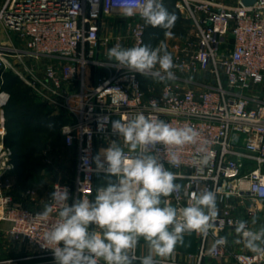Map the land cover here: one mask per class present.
Wrapping results in <instances>:
<instances>
[{"label": "built area", "instance_id": "obj_1", "mask_svg": "<svg viewBox=\"0 0 264 264\" xmlns=\"http://www.w3.org/2000/svg\"><path fill=\"white\" fill-rule=\"evenodd\" d=\"M182 1L194 37L181 47L173 45L171 79L156 67L146 75L152 83L144 85L143 75L108 59V50L121 46L122 40L104 31L103 19L113 14L133 17L127 22L128 35L140 46L147 27L138 14L141 0H3L0 25L14 31L23 46L0 45V69H10L66 115L60 132L64 145L76 149L75 175L52 182L46 207L52 205L56 185L68 189L69 204L93 200L103 187L96 181L107 175L98 167L102 149L115 142L125 159L139 153L113 131V122L126 123L142 113L199 133L195 143L151 149L181 185L167 201L179 210L194 202L193 192L212 191L218 210L206 232L190 231L198 237L196 251L185 254L190 261L172 251L154 258L155 264H264V251L249 248L247 237L236 231V222L242 220L245 231L260 232L253 220L264 202V0L250 5L237 0L232 6L215 0ZM126 8L135 14L126 15ZM40 58L47 62L39 70ZM8 97L0 88V221L8 223L9 240L23 241L34 251L0 258V264L53 259L52 250L40 240L59 219L58 210L53 208L47 219L37 217L44 209L27 208L9 192L14 161L5 142ZM257 244L264 249V241ZM134 257L139 263L140 257Z\"/></svg>", "mask_w": 264, "mask_h": 264}, {"label": "clouds", "instance_id": "obj_2", "mask_svg": "<svg viewBox=\"0 0 264 264\" xmlns=\"http://www.w3.org/2000/svg\"><path fill=\"white\" fill-rule=\"evenodd\" d=\"M124 11L126 15L135 14L132 8ZM138 14L152 27L166 30L174 27L176 21L162 0H141ZM107 56L110 61L143 76L152 73L157 64L167 78L174 76L172 57L163 41L156 48L148 45L122 48L117 44L108 50ZM112 128L131 149H139L130 159H125L123 149L115 142L102 149L103 162H98V167L116 180L97 189L93 200L81 198L72 204L68 203V189L56 185L51 193L52 205L37 214L47 219L53 208L58 210L59 219L51 223L40 240L42 247L52 250L56 264H100L101 261L136 264L133 254L141 238L149 251L138 258L139 264H155L154 256L170 254L185 232H206L210 219L217 214L212 191L193 192L194 202L179 210L170 205L161 206L162 197L178 191L181 185L175 183L176 175L165 169L155 154H150L151 149L158 144L195 143L199 133L194 128L172 127L142 113L126 123L115 121ZM177 162L173 157L171 163ZM236 224V231L247 237L249 248L264 251L257 244L264 241V229L256 233L245 231V221Z\"/></svg>", "mask_w": 264, "mask_h": 264}, {"label": "trees", "instance_id": "obj_3", "mask_svg": "<svg viewBox=\"0 0 264 264\" xmlns=\"http://www.w3.org/2000/svg\"><path fill=\"white\" fill-rule=\"evenodd\" d=\"M175 0H163L167 10L176 16L179 13ZM164 28L148 25L144 31V45H149L163 34ZM1 87L8 91L9 97L4 105L6 135L5 142L12 150L18 183L24 184L41 169L40 150L48 143L60 146L62 143L60 126L66 120L51 113L31 89L15 74L4 73Z\"/></svg>", "mask_w": 264, "mask_h": 264}, {"label": "rangeland", "instance_id": "obj_4", "mask_svg": "<svg viewBox=\"0 0 264 264\" xmlns=\"http://www.w3.org/2000/svg\"><path fill=\"white\" fill-rule=\"evenodd\" d=\"M2 0H0L1 3ZM218 3L224 4V5H236L237 0H215ZM174 5L177 9V12L179 13V18L177 22L175 23L174 27L171 29H164L163 34L158 38L162 39L164 43L167 46V52L172 54L175 51V48L173 47L174 44H177L178 47H181V44L189 39H193L194 37V27L187 16L185 9L182 7V4L184 3L182 0H175ZM133 17H128L121 14H113L109 17H105L103 19V29L108 34H116L119 37H121V47L122 48H131L135 47V43L132 38L128 35V28L129 24H127L128 21H130ZM149 24H147L148 26ZM166 32H169V35H165ZM9 38V40H8ZM11 38V39H10ZM149 44L151 48H155L156 42ZM13 45L17 48H20L23 46L22 41L18 38L17 34L12 31L5 29L0 25V45L6 46V45ZM183 45V44H182ZM140 46H144L142 43ZM177 50V49H176ZM47 62V59L40 58L38 60V63L36 64L37 69H41L42 65H44ZM157 68H159V65H156ZM8 72H13L8 69ZM141 76V74H140ZM199 76H203L199 75ZM144 85L147 83H152L151 79H148L147 76L142 77ZM40 97V96H39ZM38 98V97H37ZM42 101L45 99L40 97ZM39 99V98H38ZM39 99V100H41ZM50 105H52L50 103ZM51 145V144H50ZM74 148L73 147H67L63 144H60V146H57L55 148H52L50 146H44V148H41L40 155H41V161L45 165H49V167H52L54 169V173L60 175L61 180H70L72 179L74 175L73 171V162H74ZM13 159V156H12ZM53 177V176H52ZM51 177V178H52ZM48 182H50V177H47ZM41 184L47 185L45 181L43 180ZM260 211L257 214V216L254 217V226L260 231L261 229H264V202L259 205ZM1 225L5 224L4 221H0ZM9 257V255L5 256L3 254H0V258ZM1 264H11V263H1ZM17 264V263H16ZM20 264V262H18Z\"/></svg>", "mask_w": 264, "mask_h": 264}, {"label": "crops", "instance_id": "obj_5", "mask_svg": "<svg viewBox=\"0 0 264 264\" xmlns=\"http://www.w3.org/2000/svg\"><path fill=\"white\" fill-rule=\"evenodd\" d=\"M2 2H3V0L1 1L0 5L2 4ZM8 40H9V38H8ZM6 71H8V70H3V69L1 70L0 69V88H2L1 84L3 83L4 73ZM28 87L31 89L33 94L36 95V97L41 99L40 98L41 96L39 97V95L36 93V91H34V89L32 87H30V86H28ZM260 93L264 97V84L260 88ZM40 101L42 103H44L47 107L50 108L52 114L60 115L63 119L67 120L65 113L63 111L59 110L58 107H56L53 104L50 105V103L46 100L42 101V99H41ZM60 134H61V132H60ZM61 138H62L61 144L64 145L62 135H61ZM46 146L47 147L50 146L52 148L57 147V146H52L49 143ZM74 151H75L74 152L75 155H74V162H73V167H74L73 171H74V175H75V167H76V160H77V153H76L75 148H74ZM52 173H54V169L52 167H49V165H45L41 161L40 171L35 175H31L26 180V182L24 184H20L17 181L18 176H17V173L15 171V167H14V170L10 174V178L12 181V187L9 189V192L11 193L13 200L17 203L22 204L23 206H25L27 208L34 209V210H43L44 208H46L47 198L51 192L52 182L54 180H56L57 178H61L60 175L52 174ZM74 175H73V177H74ZM47 177L48 178L50 177V180H51L50 182H48ZM43 180L45 181L46 184L47 183L48 184L43 186V184H41V182ZM110 180L114 182L113 177H109L108 175H106V176H104V177H102L96 181V186L97 187L98 186H105ZM165 205L172 206V204L167 201V197H162V205L161 206H165ZM1 221H4V220H1ZM4 222H5V224H2V225L0 223V254H3L5 256H7V255L11 256V255H23V254L33 252L34 248L31 247L30 245L26 244L25 242H23V241H19V242L11 241L7 238L5 231H6V228L8 226V223L6 221H4ZM197 244H198V237L194 232H188V233L183 234L182 241L179 242L176 245L175 249L173 250V251H176L175 257H180L184 261H190L186 257L185 254L195 252L197 249ZM148 251H149V249H148L146 242L143 240V238H141L139 244L137 245V248L134 250V255H136L138 257H143V256H146L148 254ZM170 255H171V253L166 255V256H170ZM166 256H163V257H166ZM154 258H161V256H154ZM136 264H139V263L136 261Z\"/></svg>", "mask_w": 264, "mask_h": 264}, {"label": "water", "instance_id": "obj_6", "mask_svg": "<svg viewBox=\"0 0 264 264\" xmlns=\"http://www.w3.org/2000/svg\"><path fill=\"white\" fill-rule=\"evenodd\" d=\"M240 2L244 5H250L255 2V0H240ZM20 264H56L55 259H47V260H40V261H32Z\"/></svg>", "mask_w": 264, "mask_h": 264}]
</instances>
